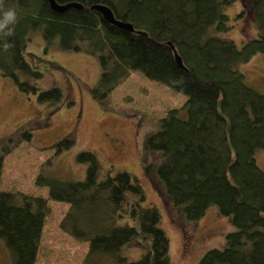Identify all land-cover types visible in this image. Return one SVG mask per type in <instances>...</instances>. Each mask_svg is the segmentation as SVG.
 Wrapping results in <instances>:
<instances>
[{"label":"trees","instance_id":"16d2710c","mask_svg":"<svg viewBox=\"0 0 264 264\" xmlns=\"http://www.w3.org/2000/svg\"><path fill=\"white\" fill-rule=\"evenodd\" d=\"M54 1L80 4L82 9L61 14L47 0H0V8L14 9L17 17L9 26L11 35L0 32L2 76L11 78L21 92L36 95L40 104L61 103L60 89H39L43 75L26 60L29 42L41 33L47 45L58 40L63 51L99 57L102 75L93 91L99 101L132 72L184 94L186 102L167 110L160 129L145 141L146 150L161 155L156 172L164 198L189 221L201 219L214 206L235 227L226 236L225 248L207 251L198 264H264V170L255 158L264 148V93L248 86L238 69L264 52V0L242 2L258 32L241 48L232 40L211 36L213 28L229 30L222 7L230 0ZM95 5L109 7L117 20L130 23L136 32L107 24L92 9ZM74 143L63 139L54 146L56 153ZM78 160L87 164L83 181L53 177L45 183L49 199L69 204L61 230L89 242L85 263L104 257L114 264H172L161 215L156 207L143 206L142 186L127 172L100 179V162L90 152L79 154ZM2 168L0 155V181ZM49 214L48 199L0 192V240L12 264H36ZM128 215L139 219V230L129 224L117 226ZM141 234L151 237V250L129 262L121 251Z\"/></svg>","mask_w":264,"mask_h":264},{"label":"rangeland","instance_id":"374dc122","mask_svg":"<svg viewBox=\"0 0 264 264\" xmlns=\"http://www.w3.org/2000/svg\"><path fill=\"white\" fill-rule=\"evenodd\" d=\"M244 1L230 0L222 7L229 18V30L218 32L213 28L211 36L232 40L238 48L256 38L258 25L245 14ZM25 56L43 75L39 89L58 88L63 96L58 105L40 104L36 95L21 92L11 78L0 73V192L45 198L50 207L36 264H86L89 242L78 241L61 230L60 222L69 204L49 199L45 183L53 177L83 181L87 164L80 162L78 155L85 152L98 158L100 179L127 172L142 186L146 198L143 206L156 207L161 215L160 228L169 238L172 264H198L207 251L225 248L226 236L236 230L230 220L214 206L201 219L187 220L180 208L164 198L163 182L156 172L162 160L160 153L145 149L146 139L160 129L159 120L166 111L186 102L184 94L132 72L110 96L99 101L93 95L102 75L97 55L63 51L58 40L47 45L41 33H36ZM238 69L248 86L264 93V52ZM65 138L75 143L57 154L54 146ZM255 158L264 170V148L255 152ZM125 224L140 229L139 219L129 215L117 222V226ZM150 250L151 237L141 234L124 246L121 255L134 262ZM0 264H12L1 240ZM90 264L114 263L100 257Z\"/></svg>","mask_w":264,"mask_h":264},{"label":"water","instance_id":"95a60500","mask_svg":"<svg viewBox=\"0 0 264 264\" xmlns=\"http://www.w3.org/2000/svg\"><path fill=\"white\" fill-rule=\"evenodd\" d=\"M47 1L49 2L50 7L53 11H55L57 13H61V14L66 12L69 9H72V8L82 9V5L76 4V3L67 4V5L62 6V5H58L54 0H47ZM92 9L99 12L103 17V20L107 24L115 26L116 28L123 30V31H126V32H129V33L136 32L134 27L130 23L117 20L114 13L112 12V10L109 7H107L105 5H95L92 7ZM175 58H176L177 64L182 69H184L182 60L176 52H175Z\"/></svg>","mask_w":264,"mask_h":264},{"label":"clouds","instance_id":"9594fccd","mask_svg":"<svg viewBox=\"0 0 264 264\" xmlns=\"http://www.w3.org/2000/svg\"><path fill=\"white\" fill-rule=\"evenodd\" d=\"M17 17L14 9L4 10L0 8V32H6V34L11 35L10 25L16 23ZM9 45L5 44V48Z\"/></svg>","mask_w":264,"mask_h":264}]
</instances>
